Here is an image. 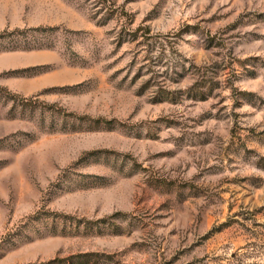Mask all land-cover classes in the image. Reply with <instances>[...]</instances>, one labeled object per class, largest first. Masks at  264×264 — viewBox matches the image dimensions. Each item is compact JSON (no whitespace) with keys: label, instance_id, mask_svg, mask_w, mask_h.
Here are the masks:
<instances>
[{"label":"rangeland","instance_id":"rangeland-1","mask_svg":"<svg viewBox=\"0 0 264 264\" xmlns=\"http://www.w3.org/2000/svg\"><path fill=\"white\" fill-rule=\"evenodd\" d=\"M0 264H264V0H0Z\"/></svg>","mask_w":264,"mask_h":264},{"label":"trees","instance_id":"trees-1","mask_svg":"<svg viewBox=\"0 0 264 264\" xmlns=\"http://www.w3.org/2000/svg\"><path fill=\"white\" fill-rule=\"evenodd\" d=\"M37 96L34 95L32 97H21V100L20 102H17V104H14L15 107H21V109H26L28 108H34V103H36L37 101ZM31 106V107H30ZM32 110L29 111V113L31 112ZM32 115V114H31Z\"/></svg>","mask_w":264,"mask_h":264}]
</instances>
